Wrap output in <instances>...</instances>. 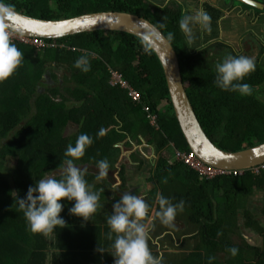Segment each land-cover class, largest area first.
<instances>
[{
    "label": "trees",
    "instance_id": "16d2710c",
    "mask_svg": "<svg viewBox=\"0 0 264 264\" xmlns=\"http://www.w3.org/2000/svg\"><path fill=\"white\" fill-rule=\"evenodd\" d=\"M3 2L46 19L103 10L134 12L150 19L174 43L188 94L211 139L230 151L264 142V101L260 92L241 96L222 91L214 84L215 66L224 59L219 49L230 48L233 56H240L225 42L208 43L219 37L222 8L205 4L211 17V30L199 29L188 43L179 26L187 15L178 1L165 5H150L147 0ZM46 40L57 46L38 50L11 40L23 53V59L15 73L0 82V264H47L48 239L28 229L17 199L23 198L35 181L52 176L66 166L64 162L69 157L64 153L68 145L75 146L81 134L89 136L92 143L83 157L73 161L76 166H96L97 161L106 159L109 169L114 168L121 151L116 144L126 138H130L128 146L132 141L142 143L145 139L154 147L158 159L150 173L147 204L150 211L156 205L158 210L157 194L172 204L184 202V216L178 210L176 218L188 222L190 230L198 233L195 238L199 246L208 252L201 254L199 264H264V248L249 244L241 233L245 225L264 237V227L248 208L250 196L255 191H264V168L260 173L247 170L243 175L202 179L195 169L174 158L176 150L190 152L191 149L175 115L165 73L154 50L137 36L123 32H86ZM214 52L218 57H214ZM86 53L91 67L83 72L74 64ZM261 62L255 60V71L242 81L253 90L264 87ZM111 70L123 74L140 94V101L132 98L129 89L112 84ZM151 116H156L155 124ZM70 121L79 127L73 135L65 136ZM7 161L9 169L5 166ZM125 169L121 172L124 181ZM97 176L98 173L86 170L85 180L90 190L100 193L99 207L91 220L84 222L82 217L70 215L68 209L74 201H62L65 206L61 216L70 233L63 244L69 245L70 238H76L79 233L81 237L72 248L80 251L74 254L96 256L95 249L103 244V239L107 238L108 244L111 241L103 234L110 232L107 219L119 197L112 199L110 183ZM154 224L156 234L168 226L159 219ZM55 230L59 233L62 229ZM232 248L237 249L235 255L229 251ZM216 251L227 253L228 258L220 262L214 257ZM110 252L106 255H111Z\"/></svg>",
    "mask_w": 264,
    "mask_h": 264
},
{
    "label": "clouds",
    "instance_id": "9594fccd",
    "mask_svg": "<svg viewBox=\"0 0 264 264\" xmlns=\"http://www.w3.org/2000/svg\"><path fill=\"white\" fill-rule=\"evenodd\" d=\"M15 14L12 5L0 0V17ZM201 30H211V17L203 9L194 15L185 16L179 23L188 43L192 42L193 26ZM23 53L11 43L8 31L0 30V82L10 78L21 65ZM74 67L83 72L90 70L88 54L82 55ZM255 60L248 56H228L215 66L214 84L222 91L235 92L241 96L252 95V86L242 81L251 72L255 71ZM92 139L81 134L75 146L68 145L64 155L69 157L64 163L59 178L47 176L41 178L28 187L23 198L17 199L18 208L23 212L28 229L33 234H42L50 237L57 227H66V221L61 216L64 210L63 200L73 202L68 209L70 215L82 217L84 222L91 220L99 207L100 193L90 190L85 180L86 170L76 167L74 160L85 154L87 146ZM98 176L108 175L109 162L97 161ZM251 170V169H250ZM246 172V171H245ZM159 209L155 216L150 214V206L130 190L125 192L112 204V214L107 219L110 228L108 239L112 241L110 254L114 257V264H161V259L152 254L149 247L152 225L156 219L164 225H171L178 210L183 211L184 202L172 204L162 194H157ZM113 234L115 238L113 239ZM95 251L106 252L98 245ZM235 255L237 249H229Z\"/></svg>",
    "mask_w": 264,
    "mask_h": 264
},
{
    "label": "water",
    "instance_id": "95a60500",
    "mask_svg": "<svg viewBox=\"0 0 264 264\" xmlns=\"http://www.w3.org/2000/svg\"><path fill=\"white\" fill-rule=\"evenodd\" d=\"M241 2L264 10V3L259 0ZM0 23L15 33L46 39H59L96 31L123 32L137 36L154 50L161 62L175 115L191 151L204 163L227 171H247L264 165V142L242 150L230 151L221 148L211 139L188 94L180 56L174 43L150 19L121 10H103L69 18L46 19L15 9V14L0 17ZM76 167L96 173L99 171L97 166L89 164ZM59 172L56 171L52 176H57Z\"/></svg>",
    "mask_w": 264,
    "mask_h": 264
},
{
    "label": "rangeland",
    "instance_id": "374dc122",
    "mask_svg": "<svg viewBox=\"0 0 264 264\" xmlns=\"http://www.w3.org/2000/svg\"><path fill=\"white\" fill-rule=\"evenodd\" d=\"M150 5H165L171 1H178L179 6L184 7V12L188 16L194 15L195 12L203 8L206 12V3H211L216 7L222 8L223 16L219 20V37L213 38L210 43L222 41L229 44L233 50L237 51L240 55L248 56L254 60H261L264 66V10L252 7L248 4L241 2V0H147ZM181 4V5H180ZM174 6V4H172ZM259 15V17H258ZM200 27L193 26L192 35H197ZM230 51V50H229ZM228 51V52H229ZM228 56H233L232 54ZM227 56V57H228ZM214 57H218V54L214 53ZM47 87V86H46ZM260 92L261 98L264 101V87L253 90L252 93ZM78 125L73 121H70L65 127V136H71L76 133ZM121 149L119 158H115L114 164L117 168H120L122 164H125L127 168V177L129 184H132L136 180L132 177H137L140 170L135 169V159L133 158V153L144 154L149 157L151 155H156L155 150L147 146L146 143L138 145L137 143L133 146H128L125 141L118 143ZM150 158V157H149ZM12 164V162H10ZM7 168L10 166L9 161L5 165ZM3 167V164H2ZM11 167V166H10ZM9 169V168H8ZM115 174L119 175L117 172ZM130 174V175H129ZM116 175V176H117ZM113 173L111 172L109 177L113 178ZM8 178H11V173L8 174ZM264 199V193L262 191H257L252 194L249 198V202H255L256 206ZM181 214H184L181 211ZM163 228V227H161ZM180 238V237H179ZM79 240L76 244H79ZM79 252L80 249H74L72 252Z\"/></svg>",
    "mask_w": 264,
    "mask_h": 264
},
{
    "label": "crops",
    "instance_id": "0c3cea01",
    "mask_svg": "<svg viewBox=\"0 0 264 264\" xmlns=\"http://www.w3.org/2000/svg\"><path fill=\"white\" fill-rule=\"evenodd\" d=\"M259 17V15H258ZM260 18V17H259ZM121 181L119 178L116 177V183L114 182L115 187H120ZM255 193V192H254ZM253 193V195H254ZM121 197V196H120ZM141 197V196H140ZM142 198V197H141ZM69 228L66 226L62 228L59 233L55 230L54 233L47 237L48 239V258L47 264H114V257L112 255H106V252L111 251V243L108 244L106 242L107 238L103 239L102 246L106 252L102 253V258H100L99 252H97L96 256L87 255V253L82 254H74L72 252V248H75L76 241H81L80 233L76 235V238H70L69 245L67 243L63 244V241H68L69 232L67 231ZM251 232V231H250ZM248 231V236H252L256 241H259V235L253 236V233L250 234ZM104 237H108V234L104 233ZM115 238L113 234V239ZM188 242L186 241L188 238L184 237H175L172 234H165L163 231L160 233H152L151 239L149 241V247L152 251V254L157 258L161 259V264H199L200 263V256L203 253L206 255L208 252L205 248L199 246L198 240L196 238L193 241ZM189 238V239H191ZM245 238V236H244ZM247 240V239H246ZM248 241V240H247ZM249 244H253L252 240L248 241ZM94 244V242H93ZM93 252V250H92ZM200 253V255H198ZM106 255V256H105ZM108 256V258H107ZM215 257V256H214ZM217 259V258H215ZM219 261H223L219 259Z\"/></svg>",
    "mask_w": 264,
    "mask_h": 264
},
{
    "label": "flooded vegetation",
    "instance_id": "af4514ba",
    "mask_svg": "<svg viewBox=\"0 0 264 264\" xmlns=\"http://www.w3.org/2000/svg\"><path fill=\"white\" fill-rule=\"evenodd\" d=\"M207 13H208V11H207ZM210 41H212V39H210L208 43H210ZM213 43H215V41ZM219 50H220L221 54L224 56V58H226L228 55H230L231 51H232V50H230V48L228 49V48H225V47L221 48ZM214 53L216 54V52H214ZM43 81H44V83H46V78ZM111 82H112V77H111ZM129 140H130V138H126L125 140H123V142L125 141V143L127 144V142ZM136 143L138 145L146 143L147 146H150V147H152L154 149V147L152 145L148 144V142L145 139H142V143H138L137 141H132V144L130 146H133ZM118 145L119 144H116V147H120ZM155 152H156V150H155ZM135 155H137L136 158H135ZM149 157L145 156L144 154L141 155L138 152L137 153L136 152L133 153V158L135 159V163H136V165L134 167H135L136 170H140V172H139V175L137 177H132L133 179L136 178V180L133 181L132 184H129V180H128V177H127V175H128L127 168H126L127 165L125 166V164H122V166L120 168H117L116 165H114V168H111V169L108 170V175L106 177H103V178H105L110 183V185H108V189L113 194L112 199H115L116 197L120 198V196H122L125 192L130 190L133 194H135V195H137L139 197L141 196L142 199L146 203L150 200L148 198V193H149V190L151 188L150 187L151 184L149 182V178L151 177L150 173H151L153 167L155 166V164L157 162L158 155L156 153V155H151ZM124 167L126 168L125 169L126 170L125 171L126 172V177H127L126 181L123 180L122 175H121L122 169ZM109 172L110 173L112 172L113 175H114L112 179L109 177V175H110ZM115 172H117L119 175L115 174ZM116 177L119 178V180L121 181L120 187H117V188L114 185V182L116 183ZM260 191H262L264 193L263 190H260ZM255 192H257V191H255ZM248 203H249V205H248L249 210H251L253 212L255 218H257L259 220V223L264 227V213H262L264 211V199L261 201V203H259V206H256L255 202H251L250 203L248 201ZM156 211H157V205L155 206L153 211H150V214L152 216H155ZM155 221H154V223H155ZM154 223L152 225L151 234L155 233L154 232V228H155V224ZM190 229L191 228H190V226H189V224H188V222L186 220H180L179 218L175 217V219L172 222V224L164 227L162 231L165 234H167V233L170 234V235L172 234V236H175V237L177 236V237L188 238L186 240L188 242L192 241L191 237H193V241L196 242L197 239L194 240L195 239L194 237L197 236L198 233L195 232V231H191ZM248 231L249 232L251 231L250 234L253 233L254 237H255V235H259L260 236L258 238L259 241H256L252 236L250 237V235L248 236ZM241 233L243 234V236H245V239H247L248 241L252 240L254 246H258V247L264 248V237L259 231L255 230V229H252V228H249V227H246L245 225H242ZM189 238H191V239H189ZM48 251L49 250H47V253H48ZM214 256L218 260L219 259L225 260L226 258H228L227 257L228 256L227 253H225L223 251H216Z\"/></svg>",
    "mask_w": 264,
    "mask_h": 264
},
{
    "label": "built area",
    "instance_id": "2783aa9c",
    "mask_svg": "<svg viewBox=\"0 0 264 264\" xmlns=\"http://www.w3.org/2000/svg\"><path fill=\"white\" fill-rule=\"evenodd\" d=\"M0 30H5L8 31L11 40L12 41H19L20 43L27 44V45H32L38 48V50H44L47 48H53L56 47L57 44L55 43H49L46 38H41V37H28L24 36L22 34L15 33L11 29L7 28L3 24L0 23ZM112 73V84L114 85H120L126 89H129V93L132 96V98L136 101L141 100V96L138 93L136 89H134L131 84L124 78L123 74L116 70H111ZM152 123H156V116H151ZM175 159H179L184 161L186 164H188L191 168L195 169L199 174L202 179H213L217 176L225 175V174H234L236 176L238 175H243L245 171L240 170V171H227L223 169H219L213 166H210L206 163H204L202 160H200L197 155L190 151V152H183L176 150L175 152ZM264 168V165L255 167L251 170L255 173H260L261 170Z\"/></svg>",
    "mask_w": 264,
    "mask_h": 264
}]
</instances>
